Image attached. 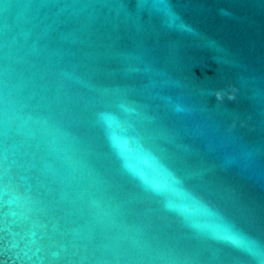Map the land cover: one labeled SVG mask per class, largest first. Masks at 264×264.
I'll use <instances>...</instances> for the list:
<instances>
[{
  "label": "water",
  "instance_id": "obj_1",
  "mask_svg": "<svg viewBox=\"0 0 264 264\" xmlns=\"http://www.w3.org/2000/svg\"><path fill=\"white\" fill-rule=\"evenodd\" d=\"M0 264H264V0H0Z\"/></svg>",
  "mask_w": 264,
  "mask_h": 264
}]
</instances>
